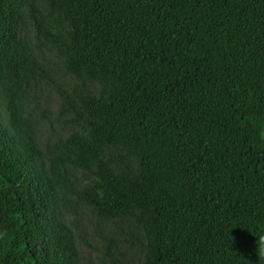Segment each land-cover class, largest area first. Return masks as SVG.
Listing matches in <instances>:
<instances>
[{
	"label": "trees",
	"instance_id": "1",
	"mask_svg": "<svg viewBox=\"0 0 264 264\" xmlns=\"http://www.w3.org/2000/svg\"><path fill=\"white\" fill-rule=\"evenodd\" d=\"M27 5L0 0V264H80L66 165L99 179L108 215L129 195L142 264H264V0H49L64 70L96 89L86 133L45 154L24 118L40 75L17 32Z\"/></svg>",
	"mask_w": 264,
	"mask_h": 264
},
{
	"label": "rangeland",
	"instance_id": "2",
	"mask_svg": "<svg viewBox=\"0 0 264 264\" xmlns=\"http://www.w3.org/2000/svg\"><path fill=\"white\" fill-rule=\"evenodd\" d=\"M65 31L61 18L49 7V0H28L19 37L34 53L40 75L24 89V118L29 121L38 150L72 133L85 134L88 125L79 117L85 92L96 85L88 79L73 78L63 67V58L51 38ZM3 115V108L0 106ZM122 152L112 155L111 170L121 174L124 188L133 182L135 167ZM73 187L75 211L66 220L72 229L80 264H142L145 238L141 216L123 191L125 205L119 214L108 215L93 203L100 181L91 172L66 165Z\"/></svg>",
	"mask_w": 264,
	"mask_h": 264
}]
</instances>
